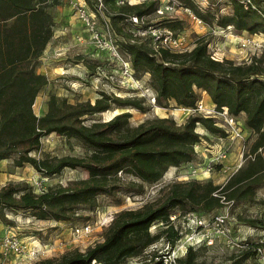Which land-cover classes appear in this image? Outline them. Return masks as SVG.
Segmentation results:
<instances>
[{"label":"trees","instance_id":"16d2710c","mask_svg":"<svg viewBox=\"0 0 264 264\" xmlns=\"http://www.w3.org/2000/svg\"><path fill=\"white\" fill-rule=\"evenodd\" d=\"M85 1L93 8L94 0ZM103 1L113 31L125 41L121 50L129 56L134 77L148 76L156 105L165 107L173 102L176 107L193 108L200 99L199 92L206 91L217 111L226 108L232 117L244 116L243 126L252 140L242 165L223 185L197 180L174 182L155 206L145 204L136 211L116 214L102 242L84 253L76 251L34 264H122L142 255L150 261L157 257L147 253L151 245L165 238L172 247L181 237L170 220L171 210H179V216H207L228 204L253 202L256 189L264 187V56L243 65L216 61L210 57L204 38H199L189 52H154L148 40L132 36L128 19L153 13L158 1L134 5ZM177 1L204 24L264 35V0H249L248 5L241 0H227L231 9L228 15H218L217 9L203 12L193 0ZM46 8L47 0H0V161L15 155L16 167L28 164L44 177L64 169H80L87 177L66 186L48 187L40 194L24 183L9 182L0 189V219H5L7 210L29 211L41 221L88 220L80 213L97 208L100 196H140L145 185L158 182L170 168L191 163L196 156L195 145L203 138L196 132L197 125L212 135L226 137L211 118L197 114L182 124L172 118L154 117L130 126L129 110L146 113L145 99L119 98L104 91L98 93L94 103L70 104L66 98L51 94L45 114L37 116L33 111L35 99L48 84L44 75L36 73L38 59L52 36V17ZM165 26L174 31L180 27L177 21H168ZM90 69L95 72V67ZM112 107L125 111L108 121L94 119ZM50 134L78 141L85 154L79 158L31 157L29 154L39 149L41 138ZM245 223L264 229L253 219ZM154 224L164 228L151 234L149 229ZM243 244L246 247L239 253L244 258L258 255L264 247V243ZM174 264H197L194 248L188 246Z\"/></svg>","mask_w":264,"mask_h":264},{"label":"rangeland","instance_id":"374dc122","mask_svg":"<svg viewBox=\"0 0 264 264\" xmlns=\"http://www.w3.org/2000/svg\"><path fill=\"white\" fill-rule=\"evenodd\" d=\"M70 1L72 0H47L46 11L52 17V36L38 59L36 73L44 75L48 84L35 99L33 111L37 116L41 114L39 112L41 107L47 108L46 103L51 94L58 97L66 96L64 98L70 104L86 101L94 103L100 91L111 93L119 98L145 99L144 105L148 109L146 113L141 114L136 110H129L132 115L129 119L130 126H135L154 117L172 118L177 124H182L187 117L193 114L206 116V118L212 115H208L207 112L205 114L196 113L191 111V108L184 110V108L176 107L173 102H167L165 107L156 105L155 93L148 85L147 75L137 79L133 72L131 79H121L117 72V61L93 47L88 35L74 15L69 4ZM83 1L86 3L85 0L81 2ZM145 1L149 0H120L117 1V5H134ZM157 1L156 10H164L165 6L172 1L180 4L177 0ZM193 1L203 12L213 13L217 9L218 15L231 13L227 0ZM190 13L183 12L178 6H175L172 11H167L163 15L154 11L145 16V20L148 24H162L163 26L168 21L179 22L180 27L173 31L183 39L182 44L190 49L199 38H204L208 42L209 55L215 56L218 61L228 60L236 65H243L250 63L252 58L264 56V35L238 33L232 27L219 28L215 24H201L193 18L195 16L191 11ZM95 17L99 31L105 34L107 32L105 31V22L108 23L109 18L101 12H98ZM130 32L133 33L131 30ZM110 37L118 42V49L125 45V41H122L112 30H110ZM120 52H122L123 59L128 58L123 50L120 49ZM90 67H95L94 73L91 72ZM97 72L100 74L97 75ZM135 80L138 83H134ZM199 95L205 111L211 112L214 106L210 104L211 100L208 94L199 92ZM205 99L208 100L209 106L204 101ZM124 111L112 107L94 119L108 121L114 115ZM219 117L212 118L214 124L223 122L222 117ZM243 118L244 116L241 115L237 122L241 132L240 138L235 137L229 130H224L225 138L215 136L208 133L200 124L197 125L196 132L203 138L198 145H195L196 156L191 163L178 168H170L158 182L145 185L144 193L140 196L125 194H118L115 197L100 196L97 208L91 212L80 213L81 217H88V220L81 218L73 222L41 221L34 218L32 212L29 211L10 212L5 210V219H0V236L6 233L14 234L23 243L27 252L37 249L38 253L33 258L18 257L0 248V264H34L45 259H59L63 255L76 251L84 253L96 243L102 242L103 236L116 214L124 210L136 211L145 204L155 206L169 192V187L174 182L197 180L201 183L210 181L214 185H223L228 177L242 165L243 154L247 151L252 140L248 139L250 132L244 128ZM221 150L226 151V158L213 171L205 172L203 167ZM84 154L85 150L78 141L50 134L42 137L39 149L29 155L42 160L53 157L79 158ZM15 158L14 155L0 161V189L9 182H20L34 193L40 194L48 187L66 186L75 180L87 177L86 173L80 169H64L57 175L44 177L28 164L16 167L13 163ZM194 169L195 173L192 172ZM178 211L173 209L170 215L175 229L181 236L175 245L171 247L166 239L162 238L147 250L148 254L153 253L157 257L148 261L142 255L139 258H128L122 264H155L158 261H163V264H174V260L184 254L188 245L192 246L196 252L197 264H264V247L261 248L258 255L249 258H244L245 255L239 253L240 248L238 247L245 241L264 243V229L252 228L245 223L246 220L253 219L264 225V187L256 189L253 202L228 204L207 216L202 215L205 221H209L214 214H221L226 218L228 225L226 227L227 234L210 237L204 245L201 244L203 238L200 235L207 234V231H201L202 227L186 226ZM84 227L89 228L87 232L84 231ZM162 228L164 227L161 224H154L150 227L149 232L155 234ZM191 237L192 240H190ZM91 264L97 263L92 261Z\"/></svg>","mask_w":264,"mask_h":264},{"label":"built area","instance_id":"2783aa9c","mask_svg":"<svg viewBox=\"0 0 264 264\" xmlns=\"http://www.w3.org/2000/svg\"><path fill=\"white\" fill-rule=\"evenodd\" d=\"M81 1L72 0L70 1L69 4L71 5L77 20L80 22L85 33L88 35V38L92 43L93 47L100 53H104L108 55L111 59L117 61V65H118L117 72L119 73L121 79L123 80L131 79L133 77L132 74L133 70L131 67L129 56L128 58L123 59L122 52H120L121 47L120 49H118L119 48L118 42H116L113 38L110 37V30L113 31L110 25V21L108 20L109 25L108 23L105 22V27H106L105 31H107L108 33L106 32L105 34H102L98 29L95 15L98 12L104 13V15H106L104 1L94 0L93 11L92 8L88 4H86L87 2L85 3L84 1L83 2ZM241 2L244 3L245 5L250 4L249 0H241ZM175 6H178L183 12L191 14L189 9L181 6L175 1H172V3L169 2V4L165 6L164 10L157 9L155 10V12L159 15H163L167 11H172ZM193 18L198 23L202 24L201 20H199L196 17ZM128 22L131 24V28H132L131 31L133 32L132 36L138 37L140 39L148 40V45L154 52H158L160 49H165L175 53H185V52H189L192 49V48L189 49L186 46H184L182 44L183 39L179 36V34L175 33L173 30L168 29L162 24L146 23L145 16L141 18H138L136 16H131L129 17ZM210 57L213 60L218 61V59L215 58V56L211 55ZM98 70L101 71V69L99 68ZM99 74L100 73L97 72V75ZM134 83H138V81L135 80ZM144 89L147 90V88ZM201 92L205 93L206 91H201ZM190 110L196 113L205 114V112H207L208 115L212 114L211 116L208 117L211 119L216 118V116L217 117L220 116L219 118L222 117L223 119L221 118V120H223V122L222 123L215 122L214 125L223 130H229L231 134H233L235 137H239V138L241 137V132L237 124L238 119L230 116L226 108H222L220 111H217L213 107V110L211 112L205 111L202 105V101L199 99V101L196 102L195 106ZM225 158H226V151L221 150L219 153H217L213 158H211L208 161V163L203 167V170L207 173L213 171L215 167L219 166L220 163ZM192 172L195 173L196 172L195 169ZM182 219L185 221L186 226L188 227L191 226L195 228L202 227L201 231L203 232L207 231V234L200 235L203 238L201 243L202 245L206 244L210 237H214V236L220 237L228 233V230L226 229V227L228 226L226 223V218L221 214H214L213 216H211L209 221H205V219H203L202 216H199L195 213L186 214L182 216ZM170 220L173 221L172 217H170ZM83 229L84 231L87 232L89 228L84 227ZM190 240H192V237L190 238ZM238 247L242 249L245 248L246 245H244L242 242L239 244ZM0 248H2L5 252L12 253L18 257L27 256L29 258H33L38 253L37 249H31L28 250L27 252L25 250V246L20 241V239L11 233H6L0 236Z\"/></svg>","mask_w":264,"mask_h":264},{"label":"crops","instance_id":"0c3cea01","mask_svg":"<svg viewBox=\"0 0 264 264\" xmlns=\"http://www.w3.org/2000/svg\"><path fill=\"white\" fill-rule=\"evenodd\" d=\"M47 90H49V88L47 87ZM64 97H66V96H64ZM207 104H208V106H209V102H208V100H204ZM210 104L212 105V103H211V101H210ZM39 112L41 113L40 115H38V116H43V114H45V112H46V109L45 108H43V107H41L40 109H39Z\"/></svg>","mask_w":264,"mask_h":264}]
</instances>
